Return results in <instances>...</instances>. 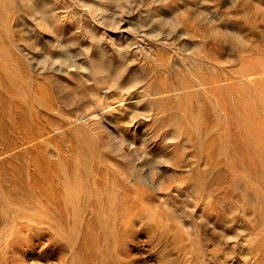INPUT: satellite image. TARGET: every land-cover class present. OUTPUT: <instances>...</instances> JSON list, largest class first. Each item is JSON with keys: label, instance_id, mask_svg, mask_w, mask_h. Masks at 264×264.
I'll use <instances>...</instances> for the list:
<instances>
[{"label": "rangeland", "instance_id": "1", "mask_svg": "<svg viewBox=\"0 0 264 264\" xmlns=\"http://www.w3.org/2000/svg\"><path fill=\"white\" fill-rule=\"evenodd\" d=\"M0 264H264V0H0Z\"/></svg>", "mask_w": 264, "mask_h": 264}]
</instances>
